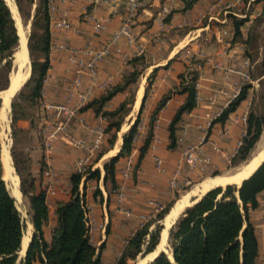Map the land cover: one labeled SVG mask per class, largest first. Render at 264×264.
<instances>
[{
  "label": "crops",
  "instance_id": "1",
  "mask_svg": "<svg viewBox=\"0 0 264 264\" xmlns=\"http://www.w3.org/2000/svg\"><path fill=\"white\" fill-rule=\"evenodd\" d=\"M215 1L217 0H140L135 27L138 32V41L144 46V53L137 55V47L122 39L118 43L119 49L112 46L108 55L98 63L96 80L92 81L89 75L83 73L80 83L75 86V70L78 63L88 59L85 51L103 47L108 43L121 23L125 13L126 0H104L94 7L93 13L97 19L105 22V29L98 33L94 31L91 21L82 18V13L89 7L88 0H48L51 35L50 66L43 78L42 92L38 103L30 107L27 116L20 117L15 122L17 128L15 137L16 140H19V149L30 160L29 169L36 178L37 188L46 185L51 177L46 173L48 164L42 149L44 131L51 128L50 124L67 120L64 112L57 114L56 109L47 108V106L78 107L77 113L67 120L66 132L85 141H90L92 135L84 124L106 127L109 119L102 114L96 115L91 107L85 109L82 107L92 98L103 93L105 89L120 82L134 69L140 70L137 81L115 94L104 106L105 110L114 109L131 91L134 94L133 102L123 116L114 144L108 145L106 140L108 132L101 144V154L94 162V169L99 168L100 170L99 180H89L86 184V204L89 206L91 214L93 213L94 224L98 226L96 235L103 223L100 220L102 213L106 219L105 223L109 221L122 230L128 228L131 230L133 227L134 231L138 227L140 214L150 211V200L163 204L170 201L175 192L170 189L168 178L178 164L182 150L186 147L196 145L199 155L204 161L198 162L192 168L182 163L179 180L183 176L190 180H197L199 176L209 173L211 168L216 171L227 168L229 161L237 152L241 144L239 141H242V134L246 131V122H243L241 115L244 112H247L248 115L251 112H256L254 109L259 104L258 101L262 100L261 95L264 90V0H243L238 7L231 11L216 9L209 16L208 8ZM60 19L69 21L72 28L54 27L53 23ZM234 19L242 21L237 33L233 23ZM16 30H18L17 26ZM68 48L79 50L74 58ZM244 59L248 61L247 66L243 63ZM229 68H241L248 72L249 78L245 80L239 74L228 71ZM186 71L198 74L199 84L195 105L191 110L181 114L175 125L176 145L169 147V125L177 109L186 99V93L179 91L180 76ZM149 81V91L140 110L145 88ZM245 85H248L245 96L236 108L228 114L224 121L216 120L222 111L237 99ZM88 89L91 90V93L82 98L81 95ZM139 91L141 96L137 102ZM237 91L238 94L235 95ZM166 93H170L169 98L153 117V110L158 100ZM10 101L11 98L9 104ZM3 104L4 102L1 100L0 110L3 108ZM10 110L8 126L13 145L11 105ZM137 116L139 117L138 123L142 125V128L136 130V138L132 142V150L135 154L148 133L153 117L152 135L139 168L134 175L126 180L125 198L120 202L115 194L109 192V183L104 182L103 163L119 152L123 142L122 135L129 129ZM203 134L205 136L201 141ZM1 149L0 146V159ZM82 154V150L67 143L63 133L53 140L49 163L54 173L52 184L56 188V192L47 194L45 198L50 214L49 221L44 226V236L48 240L51 236V227L54 225V204L57 199L67 197L61 189L70 188V174L74 171L76 160ZM155 156L163 160L164 171L157 169L154 162ZM123 162L124 158H120L116 164L117 168L121 167ZM14 172H16L15 167ZM231 172H226L224 175L228 176V173ZM218 174V172L216 174L212 172L210 176ZM6 181L10 183V179H6ZM216 186L225 185H215L214 187ZM18 187L20 190L19 176ZM96 187L101 190V193L93 197V190ZM20 193L21 201H23L24 196L21 190ZM262 194L264 191L259 194V197ZM200 196L190 198V204ZM14 199L16 201V197ZM26 200L29 208V201ZM186 207L188 206L186 205L184 209ZM123 209L129 210L130 213L126 214ZM29 217L27 228L30 223L31 235L28 239L30 242L34 228L31 223V215ZM169 225H167L165 215L164 229ZM106 226L104 225L105 231ZM118 227L116 230H120ZM94 229L91 233L92 242ZM162 233L163 231L161 232V242L156 245L158 247L162 244L161 249L164 248L166 242L165 240L162 243ZM29 242H27L24 254H20L22 259L25 257ZM161 249H158L159 252ZM114 250H116V258L120 251L118 246L103 249L101 264L103 263L102 257H110ZM159 252L153 255L150 261ZM35 264L40 263L35 262Z\"/></svg>",
  "mask_w": 264,
  "mask_h": 264
},
{
  "label": "trees",
  "instance_id": "2",
  "mask_svg": "<svg viewBox=\"0 0 264 264\" xmlns=\"http://www.w3.org/2000/svg\"><path fill=\"white\" fill-rule=\"evenodd\" d=\"M49 20L48 0H37L27 42L31 66L30 76L11 103V128L14 138L11 157L20 178L22 195L29 201L34 231L25 257L17 261L24 224L15 199L2 179L0 160V264H35V262L40 264H101L105 243L97 246L91 241L86 208V184L89 180H99V168L89 167L85 177L76 171L70 174V192L66 194V198L57 199L54 204V225L51 227V236L48 240L44 236V226L50 218L45 199V185L37 188L36 178L29 169L30 160L16 146L15 122L18 118L28 114L26 106L21 104L20 100H25L28 107H33L38 103L43 78L50 66ZM241 22V19L233 20L236 33L239 31ZM17 42L18 34L10 9L5 0H0V90L7 86L11 55ZM139 74L140 70L134 69L120 82L105 89L103 93L92 98L82 107V109L91 107L96 115L102 114L109 119L105 127V132H108L106 140L109 146L115 142L117 131L123 116L130 108L129 105L133 102L134 94L131 91L114 109L105 110L104 106L115 94L134 84ZM180 78L179 91L186 93V99L177 109L169 125V147L176 145L175 125L181 114L191 110L195 105L196 72L186 71L181 74ZM149 87L150 81L145 88L140 110ZM247 87L248 85L243 87L237 99L231 102L216 120L226 119L245 96ZM169 95L170 93H166L158 100L153 110V117L165 104ZM138 118L137 116L129 129L123 133L122 147L119 152L103 163L104 182L109 183V192L115 195L118 186L117 175L133 149L132 138L136 132ZM152 118L148 133L135 154L131 175L136 173L147 151L152 135ZM263 125V113L260 111L249 113L245 135L237 152L231 158L230 165H236L248 158L261 135ZM100 151L99 149L93 158V163L98 160ZM120 158H124V162L121 167L117 168L116 164ZM262 191H264V160L250 176L242 180L239 187L235 184L216 186L205 192L194 204L186 207L169 230L168 240L174 261L170 260L167 253L160 252L147 264H259L260 242L251 219V212L259 206V194ZM100 193L101 190L96 187L93 197ZM176 197L178 196L165 203L163 209L145 224L140 226V221L138 222V227L124 238L123 246L113 264H134L139 253H148L155 248L161 226L156 225L153 230L149 227L154 222V218L161 219L169 211ZM109 227V225L106 227L107 234Z\"/></svg>",
  "mask_w": 264,
  "mask_h": 264
},
{
  "label": "built area",
  "instance_id": "3",
  "mask_svg": "<svg viewBox=\"0 0 264 264\" xmlns=\"http://www.w3.org/2000/svg\"><path fill=\"white\" fill-rule=\"evenodd\" d=\"M89 1V7L85 9V11L82 13V18L86 21H91L94 31L96 33L102 31L105 29V22L101 19H97L95 14L93 13V9L98 4L102 3L104 0H88ZM243 0H217L208 8L209 16L211 13H213L216 9H223V11H231L233 8L238 7ZM140 7V0H126L125 3V13L122 17L121 23L119 27L114 31L113 35L111 36L110 40L106 45L103 47L97 48V49H88L87 55L88 59L84 62H79L78 66L75 70L76 77L74 80V85L77 86L80 83L81 75L83 73H86L91 77L92 81H95L98 75V63L104 59L109 51L110 48L116 47V49H119L118 43L120 40H124L128 44L135 45L137 47V55H142L144 53V46L138 41V32L136 31L135 22L138 15ZM54 27L60 28V29H71V24L66 19H60L53 23ZM75 31H78L75 29ZM64 47V45H61ZM72 54V57L74 58L79 50L68 48ZM244 65L247 66L248 61L247 59L243 60ZM219 67H221L219 65ZM228 71L234 72L239 74L243 79L247 80L249 78L248 72L241 69V68H229ZM199 84L198 81V74L196 73V78L194 80V86H195V98L197 96V86ZM91 93V90L88 89L86 93L81 95L82 98H85L88 94ZM238 94L235 93V95ZM54 108L57 110V114L60 112H64L66 115V119L69 120L71 116L77 113L78 107H67L64 105H48L47 108ZM248 117V113L244 112L241 115V119L243 122H246ZM66 121H59L55 122L53 124H50L51 128H47L44 131L43 134V140H42V149L46 156V162L48 164V169H46L47 175H49L50 179L48 180V183L45 185L46 195L47 194H54L56 192V188L52 184V180H54L52 177L54 176L53 169L49 163L50 160V153L52 150V144L53 140L57 138V136L60 133L65 134V138L67 142H70L72 145L76 146L80 150L83 151V154L76 160L74 171L81 173L86 176L87 170L89 167L91 169H94V163L92 162L93 158L96 156L97 152L99 151L101 144L103 140L105 139L106 132L105 127L103 125H95V126H89L87 124H84L86 128L90 131L92 138L90 141H85L84 139L80 137H76L71 135L70 133L66 132ZM142 128V125L140 123L137 124L136 130H140ZM206 134V131H205ZM205 134H203L201 137V141H203ZM245 135V132L242 134V136ZM136 134H134L132 138V142L135 140ZM241 141H239V144ZM214 148H216L214 146ZM135 157V152L132 150L127 158L125 159V162L119 172L118 176V186L115 191L117 200L122 202L125 198V183L126 180L131 176L132 174V167H133V160ZM204 161L203 158L199 155V150L196 145L186 147L182 150L181 156L179 159L178 164L176 165L175 169L171 172L168 183L170 189L175 192V194L180 191L181 188L187 186L190 184V179L188 177H182L181 180L180 174H181V165L182 163H185L190 168L195 167L198 162ZM154 162L158 170L164 171L165 167L163 165V160L155 156ZM61 191L64 194H68L69 188H62ZM149 205L151 206V209L148 213H142L139 216L140 226L145 224L146 221L151 219L152 217H155L156 214L163 209L164 204L158 203L156 201L150 200ZM87 208V224L89 227V234L91 239V233L92 229H94V221L91 216V211L89 206L86 204ZM123 211L126 214H129L130 211L127 209H123Z\"/></svg>",
  "mask_w": 264,
  "mask_h": 264
},
{
  "label": "rangeland",
  "instance_id": "4",
  "mask_svg": "<svg viewBox=\"0 0 264 264\" xmlns=\"http://www.w3.org/2000/svg\"><path fill=\"white\" fill-rule=\"evenodd\" d=\"M13 1H14L15 5H16L18 14L20 16V20H21L20 23H22L21 26L23 27V30L26 27L27 28V34L28 33L30 34V32H31V19H32L33 15H34V12H35V7H36V4H37V0H13ZM29 21H30V23H29ZM16 26H17V24H16ZM17 28H18V26H17ZM25 41H26V44H27V36L25 37ZM12 66H13V60H12V57H11L10 70H11ZM17 93H16V95H17ZM16 95L14 97H12L11 101L13 100V98L16 97ZM261 97H262V100L258 101L259 104L255 107L254 110L256 111V113L260 111V113L264 114V98H263L264 97V90H263V93H262ZM20 101H21L20 102L21 104L26 106L27 111L29 112L30 111V107H28V105L26 104V101L25 100H20ZM9 110H10V104H9ZM9 110H8V113H9ZM8 113L6 114L7 126H8ZM0 125H1V123H0ZM1 127L2 126H0V129H1ZM4 129H5V126H4V128H2V130H4ZM261 137H264V125H263L262 134L260 135L259 139L255 143L253 149L251 150V152H250V154H249V156H248V158L246 160H248L249 157L251 156L252 152H254L256 150V148L258 146V142H259V140H261ZM11 138H12V136L10 135L9 126H8V130H7L6 134L4 135V138H2V136H0V146H3L4 143H6V145L8 146V148L10 150L11 149V145H12ZM262 140H264V138ZM67 143L69 145H71L72 147H74V145H72L70 142H67ZM19 144H20L19 140H16V146L19 147ZM10 154H11V152H10ZM246 160H244V161H242V162H240V163H238L236 165H230V161H229L228 164L230 166H228L227 168H224V169H222L220 171H216L215 169L213 170L211 168L209 173H205L204 175L199 176V178L197 180H190V184L185 186V187H183V188H181L180 191H178L176 193L177 195L174 194L172 196V199L175 198V196H178L174 200V202H175L179 197H181L183 194H185V192L193 189L194 186L197 183H199L201 180H203L204 178L210 176V174H212V172H214V173L218 172L219 173L218 175H224L226 172H231V171H234L237 168H239L243 163L246 162ZM12 165H13V163H12ZM16 174H18V173H16ZM206 174H208V175H206ZM6 185H7V188L9 189L10 187L8 186L9 184H8L7 181H6ZM80 188L82 190V185L80 186ZM26 199H27L26 197H23V201H20L18 203L15 201V204L17 206V209L20 212L21 219H22L23 224H24V230L23 231L24 232L28 231L29 232V236H30L31 235V231H30L31 224L30 223L28 224V228H27V223H28V221L30 219V217H29L30 209L28 208V206L26 204V201H27ZM174 202H173V204H174ZM165 215L161 219L154 218V222L151 223V225L149 227L150 230H153L156 227V225H160L161 226V229H160V232H159V236H158V242H159V239H160L161 232L165 228ZM91 216L94 217L93 213L91 214ZM104 217L105 216L102 213V215H100V220L103 223L100 226L99 233L97 235H96V233H97L98 226H97V224L94 225L95 229L93 230V243H95V245H97V246H100V244L102 242H104L105 243L104 250H106L107 247L109 249H111V248H116V246H118L119 250H120L122 248V246H123L124 238H126L130 234V232L133 231V227H131V230H129V228L122 230V228L110 223L109 221H108V223H107V221L105 223L106 219H104ZM251 219H252V221H253V223L255 225L256 232H257V235H258V238H259V242H260L259 264H264V194H262L259 197V206L257 207V209H255V210H253L251 212ZM104 225H109L110 226L108 234L105 231ZM116 227H118V229H120V230H116L117 229ZM26 228H27V230H26ZM169 230H170V228H169ZM158 242H157V244H158ZM155 248H156V246H155ZM163 249L167 251V254L170 252L171 248H170V243H169L168 239H167V242L164 243V248ZM18 251H19V253L17 254L18 255L17 256V261H20L22 259V256L20 254L23 255L24 253H21L20 249ZM152 251H154V249ZM157 251L159 252L160 250H157ZM157 251H156V253H158ZM102 252H103V250H102ZM151 252H148V253H142L141 252V253H139L137 255V258H136V261H135L134 264H139L140 261H141V264L148 263L151 260V258L153 257V255L156 254V253L151 254ZM115 254H116V250L113 251V255H111L110 257H106V258L102 257V262H103L102 264H112V262L114 261L115 256H116Z\"/></svg>",
  "mask_w": 264,
  "mask_h": 264
},
{
  "label": "bare ground",
  "instance_id": "5",
  "mask_svg": "<svg viewBox=\"0 0 264 264\" xmlns=\"http://www.w3.org/2000/svg\"><path fill=\"white\" fill-rule=\"evenodd\" d=\"M5 1L10 9L11 15L13 19L15 20V23L18 26L17 31L20 35L18 33L17 34L19 37L21 50L17 53L18 54L17 57L21 60L20 63L22 65L24 59L26 60L27 58V45H25V42H26L25 37L27 36V28L23 30V27L21 26L20 16L18 14L14 1L13 0H5ZM29 70H30V65L28 63L25 76L24 74H20V73H18L17 75L12 74L10 86L6 90L2 91V94L4 96L3 97V102H4L3 108L0 110V120H1L0 126H2L0 129V136H2V138H4V135L6 134L8 130L6 114L8 113V110H9V99L12 97L15 90L20 86V83H21L20 80L28 76ZM140 96H141V92L139 91V93L137 94V102L139 101ZM4 126H5V129L2 130ZM1 148L2 149H1V159L0 160L2 162V171H3L2 177L4 179H10V183L8 182L9 184L8 186L10 187L9 191L12 196L16 197V201L18 203L21 201V193L18 187V176L14 172V167L11 162L12 160H11V156L9 153V148L6 145V143H4V145L1 146ZM263 159H264V147L260 146L258 152L255 153L253 156H251L249 160L242 165L241 169L237 170L236 172L228 173V176L226 175L209 176L203 179L202 181H200L199 183H197L193 189L185 192V194L179 197L177 201L175 202V204L173 205V207L166 214L167 225H169V223L178 216V214L184 209L186 205L190 204V198H192L193 196L196 197V196L202 195L206 190L210 189L211 187H214L215 185L240 183L244 177L249 176L261 164ZM162 235H163L162 243H164L167 237L166 229H163ZM28 239H29V232L26 231L23 233V236L21 239V246H20L21 253H24L26 246H27ZM161 245L162 244H160V246ZM160 246L156 247L154 251L151 252V254H154L156 253L158 249H161ZM168 255H169V258H171L170 252L168 253ZM139 264H141V261Z\"/></svg>",
  "mask_w": 264,
  "mask_h": 264
},
{
  "label": "water",
  "instance_id": "6",
  "mask_svg": "<svg viewBox=\"0 0 264 264\" xmlns=\"http://www.w3.org/2000/svg\"><path fill=\"white\" fill-rule=\"evenodd\" d=\"M28 36H29V33L27 34V42H28ZM27 45V44H26ZM21 50V47H20V42H19V37H18V42H17V45L15 46V48H14V50H13V53H12V55H11V57H12V60H13V66H12V68H11V70H10V72L8 73V80H7V86H6V88H4V89H2V90H0V99L2 100V102H3V94H2V91H4V90H6L9 86H10V82H11V75L12 74H14V75H17L18 73H20V74H24V76H25V74H26V69H27V66H28V63H29V65H30V57H29V50H28V45H27V58H26V60L24 59V61H23V64L21 65V63H20V59L17 57V53L19 52ZM23 76V77H24ZM29 76H30V70H29V74H28V76L25 78H22L20 81H21V83H20V86L15 90V92L13 93V95H12V97L14 96V95H16V93L20 90V88L26 83V81L28 80V78H29ZM12 97H11V99H12ZM10 105H11V101H10ZM264 137H261V140H259V142H258V146H257V148H256V150L254 151V152H252V154H251V156H253L255 153H257L258 152V150H259V148H260V146L262 147H264V140H262ZM250 156V157H251ZM249 157V158H250ZM249 160V159H248ZM248 160H246V162L248 161ZM264 160V159H263ZM244 164V163H243ZM242 164V165H243ZM242 165L239 167V168H237L236 170H234V171H232L231 173H234V172H236L237 170H239V169H241V167H242ZM254 172V171H253ZM252 172V173H253ZM251 173V174H252ZM250 174V175H251ZM249 175V176H250ZM248 177V176H247ZM247 177H244L243 179H245V178H247ZM2 179L5 181V184H6V179H4L3 177H2ZM242 179V180H243ZM242 182V181H241ZM241 182L240 183H236L235 185L237 186V187H239L240 186V184H241ZM230 184H234V183H230ZM7 186V185H6ZM200 198V197H199ZM199 198H197L194 202H192L191 204H188L187 206H191L192 204H194ZM177 218V217H176ZM176 218L171 222V224L169 225V227H167L166 228V230H167V238H166V242H167V239H168V230H169V228L172 226V224L176 221ZM161 240V235H160V239H159V242H161L160 241ZM158 242V243H159ZM21 245V244H20ZM161 252H164V253H167V251L166 250H164V249H161ZM160 253V252H159ZM170 254H171V258H170V260L173 262L174 261V259H173V256H172V249H170ZM157 256V255H156Z\"/></svg>",
  "mask_w": 264,
  "mask_h": 264
}]
</instances>
